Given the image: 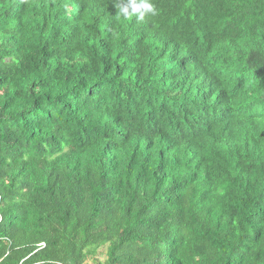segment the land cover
Returning <instances> with one entry per match:
<instances>
[{
  "label": "trees",
  "instance_id": "trees-1",
  "mask_svg": "<svg viewBox=\"0 0 264 264\" xmlns=\"http://www.w3.org/2000/svg\"><path fill=\"white\" fill-rule=\"evenodd\" d=\"M126 2L0 0V264H264V0Z\"/></svg>",
  "mask_w": 264,
  "mask_h": 264
},
{
  "label": "clouds",
  "instance_id": "clouds-1",
  "mask_svg": "<svg viewBox=\"0 0 264 264\" xmlns=\"http://www.w3.org/2000/svg\"><path fill=\"white\" fill-rule=\"evenodd\" d=\"M117 14L125 19L135 17L137 21H143L146 17L155 16L157 8L153 0H127L117 5Z\"/></svg>",
  "mask_w": 264,
  "mask_h": 264
},
{
  "label": "rangeland",
  "instance_id": "rangeland-1",
  "mask_svg": "<svg viewBox=\"0 0 264 264\" xmlns=\"http://www.w3.org/2000/svg\"><path fill=\"white\" fill-rule=\"evenodd\" d=\"M103 249H104V248L100 249V251H102L101 253H103ZM103 257H104L103 254L99 255V258H100V259H102ZM89 263H90V262H89Z\"/></svg>",
  "mask_w": 264,
  "mask_h": 264
},
{
  "label": "built area",
  "instance_id": "built-area-1",
  "mask_svg": "<svg viewBox=\"0 0 264 264\" xmlns=\"http://www.w3.org/2000/svg\"><path fill=\"white\" fill-rule=\"evenodd\" d=\"M40 246H43V244L41 243Z\"/></svg>",
  "mask_w": 264,
  "mask_h": 264
}]
</instances>
